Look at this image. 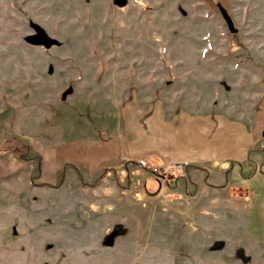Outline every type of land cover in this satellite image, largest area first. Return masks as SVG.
I'll list each match as a JSON object with an SVG mask.
<instances>
[{
    "label": "rangeland",
    "instance_id": "374dc122",
    "mask_svg": "<svg viewBox=\"0 0 264 264\" xmlns=\"http://www.w3.org/2000/svg\"><path fill=\"white\" fill-rule=\"evenodd\" d=\"M33 28L55 45L27 44ZM126 99L138 126L148 124L152 153L184 148L187 116L258 121L264 0H0V145L40 143L60 100L113 110ZM259 130L257 168L214 188L204 170L165 177L173 162L153 158L41 187L35 161L0 153L9 165L0 174V264H264ZM189 176L198 185L186 186Z\"/></svg>",
    "mask_w": 264,
    "mask_h": 264
},
{
    "label": "crops",
    "instance_id": "0c3cea01",
    "mask_svg": "<svg viewBox=\"0 0 264 264\" xmlns=\"http://www.w3.org/2000/svg\"><path fill=\"white\" fill-rule=\"evenodd\" d=\"M133 102L126 99L124 104H117L113 110H102L92 103L81 105L76 100H60L54 106L51 127L39 128L37 132H41L42 136L40 133L35 137L40 139V143L30 146L39 158L37 184L56 187L71 178L82 180L103 171L116 172L118 169L126 172L132 164H137V159L149 162L153 158L161 163L184 164L174 175L185 169L192 173L204 170L208 181L200 174L201 179L197 183L205 181L206 186L212 188L217 187L219 181L227 182L228 174L234 177L237 172L242 173L252 165L257 168L255 162L258 163L259 154L253 158L251 155L256 153L253 151L260 137L259 128L264 124V109L253 124L235 123L227 116L219 118L217 115L213 120L212 115H206L205 119L203 115L190 118L178 112V120L181 115L185 117V122L192 120L184 126L187 131L182 144L184 148L160 154L149 152L148 124L145 128L138 126V113ZM256 113L255 109L252 114L256 117ZM165 140L168 142L167 137ZM8 168V164H0V174H4L5 170L9 172ZM183 183L192 187L198 185L190 176Z\"/></svg>",
    "mask_w": 264,
    "mask_h": 264
},
{
    "label": "trees",
    "instance_id": "16d2710c",
    "mask_svg": "<svg viewBox=\"0 0 264 264\" xmlns=\"http://www.w3.org/2000/svg\"><path fill=\"white\" fill-rule=\"evenodd\" d=\"M0 153H9L20 161H35V173L38 174L39 158L33 154L30 146L24 143L22 140H18L14 137L6 138L0 145ZM104 173L105 171L101 172V174Z\"/></svg>",
    "mask_w": 264,
    "mask_h": 264
},
{
    "label": "water",
    "instance_id": "95a60500",
    "mask_svg": "<svg viewBox=\"0 0 264 264\" xmlns=\"http://www.w3.org/2000/svg\"><path fill=\"white\" fill-rule=\"evenodd\" d=\"M226 25L230 33L234 30L231 26V22L226 20ZM26 43L32 46L42 47L43 49H49L55 45V41L50 39L41 29L33 28V34L25 39Z\"/></svg>",
    "mask_w": 264,
    "mask_h": 264
},
{
    "label": "built area",
    "instance_id": "2783aa9c",
    "mask_svg": "<svg viewBox=\"0 0 264 264\" xmlns=\"http://www.w3.org/2000/svg\"><path fill=\"white\" fill-rule=\"evenodd\" d=\"M137 166L140 168L146 167V162L143 159H140L137 161ZM184 164L181 163H173V164H166L161 169L162 175L165 177L168 175H173L175 172L181 170L183 168Z\"/></svg>",
    "mask_w": 264,
    "mask_h": 264
}]
</instances>
